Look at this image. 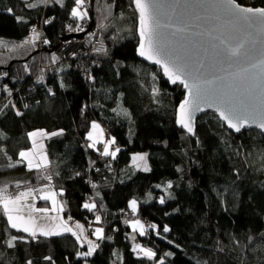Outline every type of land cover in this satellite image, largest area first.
Masks as SVG:
<instances>
[{
  "label": "trees",
  "instance_id": "1",
  "mask_svg": "<svg viewBox=\"0 0 264 264\" xmlns=\"http://www.w3.org/2000/svg\"><path fill=\"white\" fill-rule=\"evenodd\" d=\"M84 1L87 28L100 30L107 49L52 66L50 50L69 34L67 24L85 19L72 16L75 0H0V41L7 43L0 44V189L10 197L31 190L47 213L54 211L42 193L58 192L70 222L100 226L103 238L93 239L90 257L79 256L85 247L71 232L33 239L11 228L0 207V264H264V135H234L211 112L192 134L177 128L184 92L137 58L132 1ZM235 1L264 7V0ZM127 13L133 38L115 44L116 29L104 33L101 25ZM33 27L49 42H39L44 63L25 45ZM92 121L115 141V158L88 146ZM40 130L50 166L30 169L19 153L30 150L28 133ZM138 152L148 153L149 171L132 165ZM136 220L144 235L133 229ZM13 236L25 239L10 248ZM136 245L155 256L134 251Z\"/></svg>",
  "mask_w": 264,
  "mask_h": 264
},
{
  "label": "water",
  "instance_id": "2",
  "mask_svg": "<svg viewBox=\"0 0 264 264\" xmlns=\"http://www.w3.org/2000/svg\"><path fill=\"white\" fill-rule=\"evenodd\" d=\"M131 1L137 20V58L156 68L171 87L178 85L184 92L175 111L177 128L192 134L198 118L211 112L234 135L251 129L264 135L256 124L246 123L239 132L229 128L217 111V108L231 107L239 114L251 115L257 120L264 118V29L242 23L217 0H156L159 44L164 58L183 65L188 82L195 80L201 85L199 102L203 110L193 114V132L189 133L177 123L179 106L188 97V89L179 81L171 83L160 65L138 55L139 12ZM235 2L245 8H264ZM82 36L83 33H69L62 40ZM233 49H238L237 54H232Z\"/></svg>",
  "mask_w": 264,
  "mask_h": 264
},
{
  "label": "snow or ice",
  "instance_id": "3",
  "mask_svg": "<svg viewBox=\"0 0 264 264\" xmlns=\"http://www.w3.org/2000/svg\"><path fill=\"white\" fill-rule=\"evenodd\" d=\"M43 2L47 3L48 0H43ZM56 2L62 3V0H56ZM83 2L84 0H75L76 7L72 8L71 13L73 17L87 15V13H81L78 11V8L83 4ZM133 3L135 4L137 11L139 12L140 43L137 49V53L145 59H148L153 63L160 65L164 69V73L171 83L175 84L179 81V83L183 84L184 87L188 89V97H191V99L186 97L185 100L180 104L177 114V123L184 127L189 133H192L193 114L195 112L203 110L199 102L201 96V85L195 80H193L191 83L188 82V80L186 79L188 73L186 72L185 67L183 65L179 64L175 60H167L164 58L162 49L159 44L158 29L160 25L156 16V10L158 7L156 0H133ZM217 3L219 5H222L228 12L236 16L242 23L247 24L249 27L256 26L261 29H264V8H245L236 4L235 0H217ZM28 6L35 7L34 4H29ZM9 12H11V9H9ZM36 36L38 37V34H36ZM45 43H47V41H45ZM237 52L238 49L232 50L233 55L237 54ZM53 60H55V57H53ZM155 91L156 90L154 89V92ZM25 107H27V105H25ZM217 111L219 112L220 119L226 121L228 127L234 129L237 132H239L241 128L245 126L246 123L256 124V126L260 128L261 131H264V118L257 120L251 117V115L239 114L238 112H236L235 109L231 107L217 108ZM17 115H20V113L17 112ZM92 128L94 131H99V125L95 123L92 124ZM28 135L30 138H35L37 136H44L47 134L40 130L36 132H30L28 133ZM51 135H57V133H52ZM87 138L89 140H93V133L90 132ZM96 142L99 141L93 140V144H89L88 146L94 147V144ZM112 143H115V141L110 140L107 144H105V148L102 154L105 156L111 155L113 158H115L116 152H109L108 150V145ZM33 145L35 147V139H33ZM40 147L42 148V145ZM116 151H119V149H117ZM19 156L23 159L28 160L29 168H39L41 166L40 164H33V161L30 158L31 152L21 151L19 153ZM144 158L145 157L143 155L134 157V159L141 161H143ZM8 166L13 167L14 165L9 164ZM144 170H148L146 165L144 166ZM45 178L51 179V177ZM170 186L171 185L169 184V187ZM5 191L6 189H0V207L3 208V212L7 216L8 224L11 228L28 233V235L31 236L33 239L37 237V234L44 237H51L59 236L63 232H71L72 235L77 236V239H79L77 233L73 232L72 228L68 227L65 223L37 224L35 218L32 217L31 214H29L27 218H25L23 215H20L21 201L26 200L31 195V190L27 192H21L15 197L5 195ZM54 197L55 193H50L42 195L40 198L43 200H52V203L55 206L56 201ZM160 203H164L163 198H161ZM84 207L91 210L93 207H95V205L85 203ZM129 207L133 210V212H135L136 201H130ZM32 211H37L46 214L49 210L47 208H33ZM49 219L55 220L56 218L51 217ZM99 219V216H97V220ZM76 227L82 229V226L79 224H77ZM132 227L134 230L139 228L140 235L145 234L144 226L140 223L139 220H136L132 224ZM150 227L155 228L156 226L150 225ZM163 231L168 232L169 228L167 226H164ZM95 233L97 235V239L103 238L102 229L97 228L95 230ZM23 239L25 238L16 236L11 237L7 241L8 247H13L14 241ZM88 243V251L84 253H77V255L91 256L93 254L97 245H94L91 241H89ZM136 249H139V251L142 252L144 256L148 257L149 259H152L155 256V253L151 249L142 248L140 247V245H136L134 251ZM166 255H171V253H166ZM45 260H51V257H45ZM28 264H32V262L29 261ZM160 264H163V260H161Z\"/></svg>",
  "mask_w": 264,
  "mask_h": 264
},
{
  "label": "rangeland",
  "instance_id": "4",
  "mask_svg": "<svg viewBox=\"0 0 264 264\" xmlns=\"http://www.w3.org/2000/svg\"><path fill=\"white\" fill-rule=\"evenodd\" d=\"M78 11L81 12V13H87V15L77 16V17H84L85 20L89 19L88 10L85 11V10H82L79 7ZM130 12L132 13V11H130ZM131 13L130 14L129 13L124 14V15L120 16L118 19H114V20L110 21L108 24L101 25L104 33H109L110 32V28L114 27L116 29V34L113 36L115 44H121L125 40H130V39L133 38L134 32H133V23L131 21ZM36 34H38V37L36 36ZM36 34L34 32L33 35H30L27 38V40L25 41V45L28 44L34 50V52L31 53V55L29 57H32V55H35V56L39 55V57H38L39 60L38 61L40 63H44V59H43V56H42L44 52L41 50V47H40L41 45L39 44L40 39L42 37V33L40 32L39 27H38V32ZM63 41H65V40H60L59 42L62 43ZM0 42H2V43H0L1 46H3V48H1V49H7V48H4V47H7V43H5L4 41H0ZM12 47H13V45H12ZM93 123L99 125V131H94L93 130V128H92V124ZM90 132L93 133V140L99 141V142H96L94 144V147H92V148H95L97 150L105 148V144H107L108 141L113 140L112 138H109V139L107 138V136H106L107 133L105 132V130L101 126V124H99L97 121H92L91 122L90 130H89L88 134ZM88 134H87V137H88ZM34 139H35V147H34V145L32 146V144H31V147L29 148V149H34V151H35L34 156L36 158H38V159H36L37 161H36V163H34V165L35 164H40L41 166L39 168H41V169L42 168H46V167H48V165L50 166V162L47 163V159H46L47 158V154H45L44 151H43V153L46 156H42L41 155V153H42L41 149H45V143H44V141H42L40 139V136H37ZM93 140H89V144H93ZM31 142H32V138H31ZM41 145H42V148L40 147ZM113 147L115 148L114 143L108 145L109 152H111V149H113ZM141 155H143L145 157L143 161L134 159V157L141 156ZM131 158H132V162L131 163L136 169L141 170V171H145L144 170V166L146 165L147 169H148L147 171H149L150 166H149V162H148V153L147 152L134 153V154H132ZM33 169H36V168H33ZM24 176H26L28 178V177H30V174H25ZM49 191L50 190H46L45 192L47 194H49L48 193ZM136 207H137V201H136ZM65 215H66V210H64V212H62V213H57L55 216L57 218H63V217L65 218L66 217ZM25 216H26V214H25ZM68 220H71V219L70 218H65L63 220L61 219L60 221L62 223L67 224L68 227L72 228L73 232H78L80 234L82 233L81 234L82 236L85 235V237H87L86 241H83L81 239V242H82L81 245L85 247V251L83 250V252H87L88 248H89V243L88 242L91 241L93 243V241H94L93 239L97 238L95 230L97 228L102 229V227L93 226V225H87L86 226V225L83 224V222H78V221H75L77 223H75V226H73L72 223L67 222ZM57 221H59V220H57ZM60 221H59V223H61ZM53 223H54V221H53ZM77 224L81 225L82 229L81 228H77L76 227Z\"/></svg>",
  "mask_w": 264,
  "mask_h": 264
},
{
  "label": "built area",
  "instance_id": "5",
  "mask_svg": "<svg viewBox=\"0 0 264 264\" xmlns=\"http://www.w3.org/2000/svg\"><path fill=\"white\" fill-rule=\"evenodd\" d=\"M80 8L87 11L90 8V3L88 1H84ZM88 20L89 19L85 20L80 18L75 21V23L72 22L67 24L66 30H68L69 33H83V36L82 38L65 40L62 43L59 42V44L50 52V63L52 66L62 62L65 59H83L91 53L106 51L107 43L102 38L100 30L97 28L88 29L86 25ZM34 32L35 34L38 32L37 27L31 28L30 35H33ZM41 40L42 39H40V41ZM45 41L47 40H42L41 44L43 46H48L49 42L47 41V43H45ZM53 57H55V60H53ZM81 66L84 67V63H82Z\"/></svg>",
  "mask_w": 264,
  "mask_h": 264
},
{
  "label": "crops",
  "instance_id": "6",
  "mask_svg": "<svg viewBox=\"0 0 264 264\" xmlns=\"http://www.w3.org/2000/svg\"><path fill=\"white\" fill-rule=\"evenodd\" d=\"M33 139L34 138H32V146H33ZM40 139L42 140V141H44V143H45V139H46V135H44V136H40ZM42 150V153H41V155L42 156H46L45 154H47V152H46V147H45V149H41ZM43 151H44V153H43ZM25 152H31V159H32V161H33V164L34 163H36V159H38V158H36L35 156H34V154H35V151H34V149H30V150H28V151H25ZM47 163L48 162H50V160H49V157H48V155H47ZM22 160L26 163V165L28 166V160L27 159H23L22 158ZM33 168H36V167H32V169ZM31 169V168H30ZM32 173L33 172H31V171H29L28 173H26V174H30V176L32 175ZM29 178V177H28ZM49 194L50 193H55V201H56V204H55V206L53 205V203H52V200H48V201H50V204H51V208H50V210H52V211H54V212H51V213H42V214H40V212H37V211H32V209L33 208H36V206H35V202H34V199H33V194L32 195H30L26 200H22L21 201V204H20V207H21V212H20V215H23L25 218H27L28 216H29V214H31V216L32 217H34L35 218V220H36V222H37V224H45V223H53V220H51V219H49V218H51V217H55L56 219L54 220V223H55V221H57V220H63V219H65V218H67V217H63V218H57L55 215L57 214V213H62V212H64V210H66V208H65V206H64V204H63V201L61 200V198L59 197L60 195H59V193L58 192H55V191H52V190H50L49 192H48ZM47 193L45 192V193H42V195H46ZM37 209V208H36ZM62 209V210H61ZM25 214H26V216H25ZM7 217V216H6ZM42 217H43V219H42ZM61 222V221H60ZM67 222H70V220H68ZM62 223V222H61ZM70 223H72L73 224V226H75V223H77V222H75V221H71ZM68 226V225H67ZM137 230H139L138 228H137ZM25 233V232H24ZM77 233V235L79 236V241L81 242V239L83 240V241H86L87 240V237H85V235L84 236H82L80 233H78V232H76ZM28 234V233H27ZM37 235H39V234H37ZM77 237V236H76ZM86 257H90V256H86Z\"/></svg>",
  "mask_w": 264,
  "mask_h": 264
}]
</instances>
